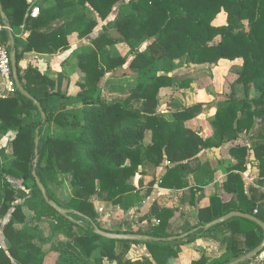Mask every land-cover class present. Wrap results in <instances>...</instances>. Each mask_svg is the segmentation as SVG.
<instances>
[{
  "label": "trees",
  "instance_id": "obj_1",
  "mask_svg": "<svg viewBox=\"0 0 264 264\" xmlns=\"http://www.w3.org/2000/svg\"><path fill=\"white\" fill-rule=\"evenodd\" d=\"M55 1L59 7L74 5L65 2L68 0ZM0 2L12 31L22 25H28L26 27L30 29L27 46L22 48L14 37L18 77L24 90L41 105L45 114L43 121L33 101L18 91L8 98H0V136L10 130L15 131L11 144L14 159L8 163L4 149L0 151V220L5 219L3 226L0 223V231L6 243V249L0 248V264L48 263L56 244L54 234L59 233L86 257L98 249L101 251L99 259L107 257L117 261V264H128L121 258H124L130 244L139 242L102 238L94 234L92 223L106 232L147 234L166 239L172 236L167 232L168 218L163 219L162 214L153 210L152 215L158 224L148 233L140 229L132 230L129 225L132 221L126 222V226L120 229L106 230L96 222L91 197L130 208L151 192V187L142 191L130 183L137 174H147L149 169L159 167L164 159L171 164L195 160L202 148L213 147L211 138L203 141L195 132L184 127L185 122L201 112L202 103L175 112L171 122L157 112L160 89L174 79L157 74L155 63L184 59L187 64L211 68L221 61H239L240 65L231 69L234 78L228 83V100L210 121L221 143L236 138L238 133L251 128L254 119H264V0H128L127 3L124 0H77L76 6L84 8L88 5L90 12L81 10L69 23L57 27H53V8L42 9L41 14L32 20L28 0ZM117 4L129 7V13L118 15L109 23V29H101L92 40L93 47L78 56V68L84 78L78 82L77 93L59 94L61 98L80 103L81 108L74 111L63 105H50L49 98L58 95L55 82L36 68L28 67L22 71L18 63L23 54L32 49L53 54L67 48V36L73 32L79 38L90 36L99 22L108 20ZM220 13L227 15V21L218 27L214 21ZM33 37H36V42L31 41ZM2 38L6 39L4 43ZM7 39L5 31L1 34V43L5 44ZM117 44H125L134 52L128 67L142 80L123 103L105 105L100 89L105 70L127 63L125 58L109 56L105 61L106 69L103 67L104 48ZM140 46H143L142 50ZM134 99L144 101L142 110L127 108ZM52 120L62 130L60 135L50 132ZM36 131L39 136L36 175L50 200L83 215V218L72 215L80 223H73L59 215L41 195L32 175ZM147 131H151V139L146 144ZM252 149L264 181V147L254 143ZM230 152L244 158L247 149L235 148ZM178 171V165L168 169L161 179V187H188L182 176L177 175ZM66 176H69L73 190L66 206H63L51 193L50 185L60 184ZM8 177L18 178L22 190L12 187L6 179ZM238 178V175H229L230 182ZM237 192V200L229 203L212 198L208 207L199 210L195 228L232 211L254 215L264 223V212L260 209L253 214L254 199L246 198L242 184ZM24 208L39 225L50 226L51 245L47 251L41 247L45 235L38 226L30 224ZM223 225L228 227L231 235H240L247 249H239L232 236L226 252L219 258L202 256L191 264H228L262 241V229L243 218L230 219L209 231L200 230L187 238L212 235ZM115 243L122 245V251L117 255L113 247ZM180 244L145 242L149 257L134 264H166L168 259L177 257L178 250L174 247L178 248ZM56 250L55 264H79L81 261V257L79 259L66 247Z\"/></svg>",
  "mask_w": 264,
  "mask_h": 264
},
{
  "label": "crops",
  "instance_id": "obj_2",
  "mask_svg": "<svg viewBox=\"0 0 264 264\" xmlns=\"http://www.w3.org/2000/svg\"><path fill=\"white\" fill-rule=\"evenodd\" d=\"M65 2L74 5L59 7V4L57 5L55 0H48L46 2H41V0H28L29 12L33 9H38L37 15L30 17L34 20L41 14L42 9L53 8V13L55 14V23L53 27H57L69 23L77 12L81 10L87 12L88 10V5L84 8L76 6L77 0H68ZM86 15V17H88L87 13ZM107 21L108 20L99 22V26L90 36L79 38L76 32L68 34L67 48L60 49L53 54L40 53L36 49H32L23 54L18 63L22 71L26 70L28 67H33L55 82V90L58 95H52L49 98L50 105L56 107L63 105L66 109L74 111H78L81 108L80 103L61 98L59 94L63 96L77 93L78 82L82 81L84 78V74L78 68V56L83 52H88V50L93 47L92 40L100 33L101 27L104 26ZM26 26L28 25H22L15 31L11 30L13 36L21 43L22 48L28 45V39H30L29 37L31 34L29 27ZM106 27L109 29V26ZM35 39L36 37H33L31 41H35ZM7 42H9L8 39ZM36 45L38 48L40 47V44ZM114 48L125 49L122 54L117 56L125 58L127 63L114 69L105 70V75L100 81L101 99L105 105L123 103L131 95L136 85L142 80L136 72L130 70L128 67L134 52L130 51L129 47L125 44H117L105 49L108 52L110 49L114 50ZM217 66L214 68H217ZM103 67L106 69V66ZM172 69L173 65H170L167 71L157 73L160 75H168L174 79L160 90L170 88L171 83L175 81L176 77L172 75ZM181 74H183L182 76L184 78L189 79L187 72ZM227 100L228 97L225 96L223 104L221 103L222 105L217 108L215 104H220L221 102L218 99L215 103L198 101L183 106L180 109L173 110L169 114H167L166 110L158 108V100L157 112L170 122L173 120V114L175 112L197 103H202L203 107L201 112L195 118L185 122L184 127L195 132L203 141L211 138L213 147L202 148L195 160L171 164L167 159H164L159 167L149 169L147 174H137L133 177L131 180H135L137 183L132 181V185L136 188H140L144 191L151 187L150 194L141 201L150 200V204L141 215H136V210L134 206H132L131 209L133 210L130 211V220L128 218L125 221L122 220L118 223L117 226L119 227H117V229L126 226V222L129 223V221H132L133 223L129 224L132 230L140 229L143 232H151L153 227L158 224V221L155 220L152 215V211L155 210L157 214H162L163 219L168 218L167 232L172 234V236L181 235L196 227L199 210L208 207L212 198H219L224 203L236 201L240 184H242L246 198L248 200L254 199L255 207L253 208V214H257L260 209L264 212V181L260 176L258 159L252 149L254 143L260 145L261 148L264 147V119H254L253 125L248 131L245 130L242 133H238L236 138L221 143L210 121L214 119L216 112L225 106ZM127 108L130 110H142L144 108V101L141 99L131 100ZM200 116H203L202 121L199 120V124L196 125L195 120L200 119ZM206 116H208V119H206ZM194 126L197 127L195 128ZM14 138L15 131L10 130L3 136L0 142H2V144L3 142L12 144ZM150 139L151 131H147L145 139L146 144L150 142ZM2 148H5V144L2 145ZM235 148L247 149V154L244 158L231 154L230 151ZM175 165L179 166L177 175L182 176V181L186 182L188 187L186 186L181 189L161 187L160 183L162 177L166 175L168 169ZM229 175H238L239 178L235 180V182H230ZM114 208L113 210L116 212L121 210L119 206ZM161 210L163 211L161 212ZM101 227L106 230H111L102 225ZM223 227L224 229H221ZM232 236L237 241L239 249H247L242 237L238 234L231 235L228 227L223 225L219 226L215 232L209 236H193L190 238H187V236L181 241H174L181 243L178 246L180 251L177 247H174L175 250H178V255L177 257L168 259L166 264H168L169 261H183L182 254L184 255V251L189 255V262L196 261L202 256L209 259H217L226 252L229 239ZM149 254V250L145 243L130 244L125 254L126 258L124 261H127L128 264L142 262L149 257ZM250 262L251 260L245 264H250Z\"/></svg>",
  "mask_w": 264,
  "mask_h": 264
},
{
  "label": "rangeland",
  "instance_id": "obj_3",
  "mask_svg": "<svg viewBox=\"0 0 264 264\" xmlns=\"http://www.w3.org/2000/svg\"><path fill=\"white\" fill-rule=\"evenodd\" d=\"M127 2L128 0H124V3ZM129 11H130L129 7L125 5L122 6L121 4H117L116 6L113 7L108 21L105 22L104 26H102L101 29H108L106 26H109V23H111L114 19H116L118 15L129 13ZM88 12L90 11L88 10ZM226 21H227V15L224 13H220L216 18V20L214 21V25L218 27L223 26L226 24ZM5 40L4 38H2V43H4ZM139 49L142 50L143 46H140ZM124 50H125L124 48L122 49L114 48V50L110 49L107 52V50L104 48L103 50L104 59L102 60V65L106 66L105 61L109 56L115 57L119 54H122ZM170 65H173L172 75L176 77L175 81L171 83L170 88L160 90L158 93V100H159L158 108L166 110L167 114L171 113L173 110L180 109L183 106H187L198 101H204L206 103L209 102L215 103V101H217L218 99L221 102L220 104H215L216 108L222 105L225 96H227L229 93L228 83L232 81L234 78L231 69H233L235 66L240 65V62L238 61L235 63L234 62L230 63L224 61V62H220L217 68L214 67L210 68L209 66L196 67L193 64H187L185 63L184 59L175 60L171 62L167 60H160L155 63V71L156 73H162L164 71H167ZM183 72L188 73L189 79L184 78L182 76L183 74L181 73ZM202 117L203 116H200V119L195 120L196 125L199 124V120L202 121ZM206 117H207L206 119H208V116ZM141 120L144 121V118L142 117ZM194 127L196 128L197 126ZM50 132L53 135H60L62 133V130L57 126L56 122L53 120L51 121L50 124ZM3 136H0V141L3 138ZM3 144H5V148H2ZM3 144L2 142H0V151L4 149L5 151L4 154L7 156V161L9 163L14 159V155L12 154V145L10 143H5V142H3ZM0 158H2V155H0ZM6 179L11 184L12 187L22 190L21 181L18 178L8 177ZM132 181L137 183V181L135 180H130V183H132ZM50 190L51 193L56 198V200L63 206H66L67 201L72 196V190H73L69 176L63 178L60 184L50 185ZM124 198L127 199V197L125 196ZM90 200L96 214V222L105 228H110L111 230L117 229V227H119L117 226L118 223H120L122 220L125 221L127 218L129 219L130 211L133 210L131 209L132 207L130 208L121 207V210L116 212L113 209H115L114 207H118V205H111L109 202H104L103 200L97 199L95 196H92ZM149 204H150V200H145L141 203H136L134 205V209L136 210L134 211L136 212V215H141L147 209V207H149ZM100 208L102 209V211H100ZM23 211L24 213L27 214L29 220H31L30 224L32 226H38V229L45 235L46 238L44 242L41 244V247L44 251H47L51 245L50 226L48 224L39 225L38 222H35L32 219L31 214L28 212L26 208H24ZM0 223L3 226V224L5 223V219L0 220ZM221 229H224V227ZM54 235L56 240L55 241L56 244H54L53 246L55 247L54 252L52 256L49 258L48 263L46 264H55L54 262L56 260V257L58 256L57 254L58 251L56 250V248L61 249L65 247L68 249V251H71L73 255H76L78 258L81 257V259L79 258L81 260L79 261V264H117V261L108 260L107 257H102V259H99L98 257H100L101 251L98 249L94 251L93 254L86 257L81 253V251L77 248L76 245H74L72 242L67 240L62 234L59 233ZM113 247L116 255L121 253L122 251L121 244L115 243ZM0 248L6 249L5 239L1 231H0ZM178 249L180 251V248ZM183 253L185 255L184 257V255L182 254L183 261L180 260L178 262L169 261L168 264H191L190 263L191 261L189 262L190 258L188 253L186 254L185 251ZM125 258L126 255H124V258L121 259H125Z\"/></svg>",
  "mask_w": 264,
  "mask_h": 264
},
{
  "label": "water",
  "instance_id": "obj_4",
  "mask_svg": "<svg viewBox=\"0 0 264 264\" xmlns=\"http://www.w3.org/2000/svg\"><path fill=\"white\" fill-rule=\"evenodd\" d=\"M0 18H1V20L5 26L6 33L8 36V41H9V46H10V62H11L12 75H13V79H14V82L16 85V89L21 95H23L24 97L31 99L33 101V103L36 105V107L40 113L42 120L44 121L45 120V114L43 112L41 105L36 100L32 99V97L24 90V88L22 87V85L20 83V80L18 77V71H17L14 36H13L12 31H11L10 24L7 22V17H6V14L2 8L1 2H0ZM38 144H39V136H38V133L36 131V135L34 138V159H33L32 175L35 178L36 184H37V186L41 192V195H42L44 201H46V203L48 205H50L59 215L69 219L73 223H80V221L74 219L72 217V215L83 218V215L81 213L73 211L71 209L63 208L48 198L45 187L42 185V183L39 181V179L36 175V164L38 161ZM233 218H243V219H247L251 222H254L257 226H259L262 229V232H263L262 241L256 248H254L253 250L247 252L246 254H244V255L240 256L239 258L228 263V264H245L246 262L254 259L259 254L264 252V223L262 221H260L257 217H255L254 215H250V214H244L241 212L232 211V212H229L220 218H217L215 220L208 222L205 225L194 228V229H192L186 233H183L181 235H174V236L168 237L166 239H157V238H153L149 235H145V234L106 232V231H103V230L99 229L98 227H96L94 223H92V228H93L94 234H96L102 238H105L108 240H113V241H132V242H139V243L154 241V242H169L170 243V242H174V241H181V240L185 239L187 236L193 235V234L199 232L200 230L205 231V232L209 231L210 229H212L218 225H221V224L225 223L226 221L233 219Z\"/></svg>",
  "mask_w": 264,
  "mask_h": 264
},
{
  "label": "built area",
  "instance_id": "obj_5",
  "mask_svg": "<svg viewBox=\"0 0 264 264\" xmlns=\"http://www.w3.org/2000/svg\"><path fill=\"white\" fill-rule=\"evenodd\" d=\"M38 9H33L30 16L37 15ZM5 26L0 18V37L5 32ZM16 85L12 75V67L10 62V46L9 42L5 44L0 40V98H8L16 93ZM100 211L102 209L100 208ZM250 264H264V252L251 260Z\"/></svg>",
  "mask_w": 264,
  "mask_h": 264
}]
</instances>
